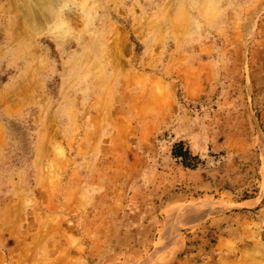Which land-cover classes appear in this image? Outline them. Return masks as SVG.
<instances>
[{"label":"rangeland","instance_id":"rangeland-1","mask_svg":"<svg viewBox=\"0 0 264 264\" xmlns=\"http://www.w3.org/2000/svg\"><path fill=\"white\" fill-rule=\"evenodd\" d=\"M71 2L0 0V264L261 262L264 0Z\"/></svg>","mask_w":264,"mask_h":264},{"label":"bare ground","instance_id":"bare-ground-1","mask_svg":"<svg viewBox=\"0 0 264 264\" xmlns=\"http://www.w3.org/2000/svg\"><path fill=\"white\" fill-rule=\"evenodd\" d=\"M23 2V16L27 17L30 23L40 25L49 22L51 17L64 15L70 21H76L78 14L75 11L65 10L73 0H18ZM75 2V1H74ZM33 3V4H32ZM73 9V8H70ZM40 10V12H39ZM26 19V20H28ZM78 21V20H77ZM28 22V21H27Z\"/></svg>","mask_w":264,"mask_h":264},{"label":"crops","instance_id":"crops-1","mask_svg":"<svg viewBox=\"0 0 264 264\" xmlns=\"http://www.w3.org/2000/svg\"><path fill=\"white\" fill-rule=\"evenodd\" d=\"M264 244V243H263ZM241 260V259H240ZM239 259H236L235 257H221L218 259H212L210 262H206V264H239ZM261 262H258L257 264H264V258H261ZM223 261V262H219ZM225 262V263H224Z\"/></svg>","mask_w":264,"mask_h":264},{"label":"trees","instance_id":"trees-1","mask_svg":"<svg viewBox=\"0 0 264 264\" xmlns=\"http://www.w3.org/2000/svg\"><path fill=\"white\" fill-rule=\"evenodd\" d=\"M176 148H177V147H176ZM177 153H178V152H177ZM177 153L175 152V155H176V157H179V156H180V153H178V154H177ZM178 155H179V156H178Z\"/></svg>","mask_w":264,"mask_h":264}]
</instances>
